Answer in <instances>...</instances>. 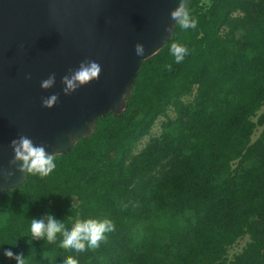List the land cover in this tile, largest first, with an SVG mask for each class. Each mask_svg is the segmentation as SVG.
<instances>
[{"label": "trees", "instance_id": "obj_1", "mask_svg": "<svg viewBox=\"0 0 264 264\" xmlns=\"http://www.w3.org/2000/svg\"><path fill=\"white\" fill-rule=\"evenodd\" d=\"M187 8L197 27L174 26L140 62L124 109L97 118L89 136L57 155L51 175L4 192L0 264H16L9 250L27 264L68 256L78 264H264V111L256 115L264 0H189ZM173 42L189 49L181 63L169 53ZM158 117L159 135L133 154ZM47 215L66 227L77 216L109 219L115 230L94 251H68L59 236L31 240L30 221Z\"/></svg>", "mask_w": 264, "mask_h": 264}, {"label": "water", "instance_id": "obj_2", "mask_svg": "<svg viewBox=\"0 0 264 264\" xmlns=\"http://www.w3.org/2000/svg\"><path fill=\"white\" fill-rule=\"evenodd\" d=\"M178 3L0 0V168L8 170L13 158L9 144L20 135L60 155L89 136L97 118L119 114L140 62L170 39L175 25L170 12ZM136 43L144 45L143 56H136ZM85 59L100 64L98 79L64 96L61 77ZM51 73L56 74L54 87L42 90L41 81ZM52 94L59 96L58 102L43 108L42 98ZM26 177L18 172L11 179L0 177V201Z\"/></svg>", "mask_w": 264, "mask_h": 264}, {"label": "clouds", "instance_id": "obj_3", "mask_svg": "<svg viewBox=\"0 0 264 264\" xmlns=\"http://www.w3.org/2000/svg\"><path fill=\"white\" fill-rule=\"evenodd\" d=\"M170 18L175 21L174 26H178L182 30L195 29L198 25V20L190 15L185 6V0H179L178 6L170 12ZM165 31L168 29L165 28ZM134 52L136 56H143L145 53L144 45L136 43ZM169 53L176 63H181L189 55V49L178 42H173L169 47ZM165 67L171 71V65ZM100 72L101 66L98 62L89 59L81 61L77 68L69 69L61 77L63 95L69 96L79 88L97 80ZM26 79H30V76H27ZM55 82L56 74L51 73L41 81L40 88L42 90L51 89ZM58 100L59 96L52 94L42 98L41 106L45 109H51ZM69 140H71L70 136ZM9 147L12 149L13 158L9 161L7 171L0 168V177L11 179L18 172L26 176H38L43 179L51 175L56 169L57 154H49L46 145L34 144L27 135H20L18 138L12 139ZM13 168L15 171L12 170ZM114 230L115 225L109 219H81L77 216L70 227H66L64 222L57 221L51 215L30 221L31 240H43L48 244H54L59 236L61 237L59 248L78 253L98 249L102 243L107 241L108 234ZM4 256L14 259L16 264H27V259L22 254H14L9 250L4 252ZM61 264H78V261L72 256H68L61 261Z\"/></svg>", "mask_w": 264, "mask_h": 264}, {"label": "rangeland", "instance_id": "obj_4", "mask_svg": "<svg viewBox=\"0 0 264 264\" xmlns=\"http://www.w3.org/2000/svg\"><path fill=\"white\" fill-rule=\"evenodd\" d=\"M187 100H190V98H188ZM264 111V104L259 108V110L257 111L256 115L260 114L261 112ZM167 116L172 117V112L171 110L167 111ZM165 121L164 117H158L157 120L154 122L149 135L141 138L134 150H133V154H136L137 152H139L140 149L143 148V146L148 142V139L150 137H155L158 136L160 133V128H161V123ZM260 130H256L255 133H253L252 137H251V141H253L259 134ZM248 241V237L247 236H243L242 238L238 239L232 246H230L229 248H227V260H230L232 258L233 255H235L236 253L240 252V250L244 247V245L247 243Z\"/></svg>", "mask_w": 264, "mask_h": 264}]
</instances>
